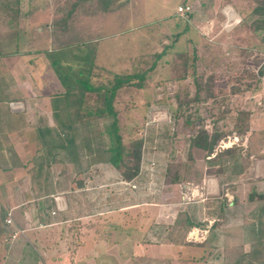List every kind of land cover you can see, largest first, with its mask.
Segmentation results:
<instances>
[{"label":"rangeland","instance_id":"rangeland-1","mask_svg":"<svg viewBox=\"0 0 264 264\" xmlns=\"http://www.w3.org/2000/svg\"><path fill=\"white\" fill-rule=\"evenodd\" d=\"M112 1L108 9L114 1L116 6L121 4V0ZM132 1L140 2L136 7V10L139 8V17L135 18L138 26L133 29L127 22L118 34L105 36L107 31L103 29L102 16L98 13H107L110 9L99 8L101 0H48L49 39L44 38V41L49 43L50 53L71 46L63 49L61 58L73 67L72 72L67 67L62 68L63 75L69 76V84L73 86L68 99L69 107L60 103L57 109L54 108L55 98L65 94L66 89L49 59L47 122L50 129L43 139L44 144L41 140L43 149L40 145L37 150L34 148L30 151L23 147L20 153H7L6 158L3 157L8 165H33V173L29 175L34 177L33 184L21 182L12 187L15 196L8 203L12 207L20 206L17 209L19 212L28 207V212L35 215L38 204L46 203L37 199L42 194L67 196L71 212L61 218L55 217L56 226L42 229L40 224L47 219L38 217L40 220H36L33 217V223L29 220L30 225L41 228L29 233L28 239L39 252L45 251L42 264H63L64 261H68V264H123L131 259L135 262L137 258L133 257L141 256L136 254V245H179L183 242L187 245V233L191 227H197L200 231L194 232L196 239L187 247H196L195 244L201 246L198 249L184 248L182 251L193 252L194 258L198 259L209 257L210 261L212 259L209 264H217L215 260L223 256H233L232 249H223L218 243L221 234L205 232V227L214 220L216 224H222L217 221L221 219V209L224 223L232 227L236 207H231L226 199L224 211L219 197L228 193L233 196L238 192L237 185L247 183L245 166L252 160L256 144L264 148L262 56L256 54L251 57L245 53L244 47L246 44L250 47L261 45L264 35H261L260 41L257 40L248 27L249 17L235 1L232 4L243 23L232 31L224 32L222 41L216 44L202 40L203 35L198 29L183 35L186 23L183 18L178 19L177 30L174 27L170 29L167 19L174 16L179 0ZM74 5L76 13L66 30L61 22ZM89 15H97L98 18L97 29L91 34L90 30L87 32L89 25L81 21V17ZM161 17H167L165 24L159 22ZM142 21L147 24L143 25ZM257 22L259 28L264 27V19ZM187 38H191L192 43L189 44ZM233 38L238 46L232 44ZM84 44H89V47L84 50V46L80 50ZM32 45L41 47V41L33 43L32 40ZM160 54L163 55L159 58ZM87 58L89 62L84 61ZM192 63H196L197 67L194 73L190 68ZM81 71L83 74L77 75ZM127 74L145 76L141 86L124 85L114 100L119 134L126 146H130L134 140L143 142V185L140 191L127 184L121 185L125 179H119L120 173L108 161L112 154L110 149L115 146L114 139L108 133L113 117L104 115L90 118L79 111L78 103L82 89L76 82L79 77L88 78L94 86L111 87L116 75ZM133 82L138 84L139 81ZM102 94L86 93L83 108L95 110L103 107ZM254 113H260L253 115L254 123L259 124L255 129H258L256 131L260 136L253 144V135L249 134L250 148L244 154L243 149L237 147L232 155L208 161L205 152L191 147V139L203 129L211 134H221L223 140L244 135L248 129L247 120ZM66 138H73L74 143L69 144ZM235 158L242 162V174L246 171L242 182L237 185L231 184L229 179L233 171L231 165H226L225 169L219 167L221 160L232 163ZM153 161L156 166L151 169ZM41 165L44 173H47V166L49 169V182L47 180L45 185L42 184L43 175L36 169ZM224 172L226 179L218 177ZM208 176L219 182L206 195L202 181ZM82 179L87 180V186L86 190L80 191ZM145 182L148 183L147 188L144 187ZM187 183L192 184L186 187ZM3 187L6 190V186ZM213 187L216 189L213 190ZM49 196L46 208L52 210L54 202ZM94 207L99 211L104 209L108 217L104 214L93 219L76 220L80 213H93ZM122 208L126 210L120 211ZM246 216L247 213L245 221L248 220ZM65 219L67 221H63ZM16 220L18 225L25 226L23 219L17 216ZM227 235L233 238V234L227 232ZM207 238L210 240L206 241ZM26 239L22 237L20 240L27 242ZM43 242L45 247L42 246ZM143 249L148 251V247ZM11 264L41 263L22 260Z\"/></svg>","mask_w":264,"mask_h":264},{"label":"crops","instance_id":"crops-1","mask_svg":"<svg viewBox=\"0 0 264 264\" xmlns=\"http://www.w3.org/2000/svg\"><path fill=\"white\" fill-rule=\"evenodd\" d=\"M234 1L239 9L244 11L247 17H249L248 27L253 35L257 36V40L260 41L261 35H264V27L259 28L257 26V21L264 19V0H179L174 16L169 19H167V17H161L159 22L165 24L168 20L170 29L174 27V29L176 28L177 30L179 27V24H177L178 19H186L183 35L190 31L193 33L195 29H198L199 32L201 31V36L203 35L202 40L216 44L218 41H222V35L225 32L221 31V24L224 20L222 14L223 8L230 6L235 14L242 18L234 9V5L232 4ZM135 2L132 0H121V4L116 6L117 3L114 1L109 8L110 11L107 13H103L102 11V13H98L102 16L100 19L101 25L103 29L107 31L104 34L105 36L107 34H111L112 36L118 34L127 22L133 29L135 26H138V22L135 18L139 17V8L136 10V7H139L140 2ZM186 5L193 8V13L189 14L187 17H181L178 13V8ZM213 13L215 14L214 16ZM48 17V0H0V264H11L13 261L21 262L22 260L23 262L32 261L42 264L41 260L44 259L43 254L45 255V251H42V253L39 252L34 246L35 244L31 243L28 239L29 233H33L35 230L41 228L46 229L51 226H56L57 223L54 222L55 217L59 216V218H61L71 212V208L67 202V196L56 197L52 194L50 196L46 193L42 194L37 199L44 200L47 203L49 196L53 198L54 207L50 210L46 208V203L43 202L42 204H38L35 215L28 212V207H24V209L19 212L17 209L20 206L12 207L10 203H8L10 199L15 196L12 188L13 185L20 184L21 182L30 185L33 184L34 177L29 176L33 173V165L31 166V163H24L22 164L23 167L13 165L15 163H10V165H8L4 163L3 157L5 156L6 158L7 153H20L19 151L23 147H26L28 151H30L34 148L37 150L40 145L42 150L43 145L41 140L43 141L50 129L49 122H47L50 100L47 65L49 64V53L51 51L48 46L49 43L44 41V38L49 39V36H47L50 27ZM81 19V21H84L85 25L86 23L89 25L87 32L90 30L89 33L91 34L96 31L98 26L97 15L83 16ZM120 24L122 28L114 27ZM142 24L145 25L147 23L142 21ZM238 26L234 27L232 30L236 29ZM92 27L95 28L92 30ZM79 31H81V28H79ZM177 39L178 36L176 35L175 40ZM32 40L33 43H37V41L40 40L41 47L32 45ZM231 41L232 44L237 45L234 38ZM187 42L189 44L192 43L191 38H187ZM260 43L261 45H254L251 47L247 44L244 45V47H246L245 53L251 55V57L256 54L262 56L264 40L263 42L261 40ZM83 47L84 50H86L89 44H84L80 50L83 49ZM34 50H36V52H34ZM193 58L195 59L196 55ZM195 65L196 63H192L190 66L193 73L197 70ZM34 106L37 108L34 109ZM253 115L257 116L260 115V113H254L251 116ZM255 116L247 120L248 129L245 130L246 133L244 135L232 137L233 139L238 138V140L232 148L229 147L230 149L241 147V149H243V154L247 152L248 147L250 148L249 134L251 136L253 135L254 144L257 140L256 138L260 136L256 131L258 129H255L256 126L259 125L254 123ZM262 126H264V119ZM207 132L211 134L210 131L207 130ZM255 147L254 153L251 156L253 161L251 160L249 165L245 166V170L248 174V181L246 184L237 185L240 181L242 182L243 176L246 175V171L242 174L243 166L238 158H235L232 163H226L221 160L222 165L220 164L219 166L223 169H225L226 165L232 166H230V168H233V171L231 172L232 175L229 174V179L232 181L231 184L237 185L238 192L233 196H230L228 193L224 196L220 195L219 197L220 205L223 207L224 211L226 199L230 202L229 204L231 207H236L233 214L234 219L232 227L224 223L225 218H223L224 213L222 209L220 210L221 219H217V221H221L222 224H216L214 220L209 221L210 225H206L205 227V232L208 231L211 234L216 231L221 234V237H219L221 240H219L218 243L223 249L230 248L233 250L232 258L223 256L221 259L215 260L217 264H264V148H260L257 144ZM223 151L224 150L221 151L217 148L212 156L206 159L208 161L218 159L219 157L216 158L217 152ZM237 151L239 152L240 150ZM256 153H258L257 156H255ZM24 165H27V167H24ZM36 169L43 175L42 184H47V180L49 182L48 166L46 168L47 173H44L43 165L38 166ZM217 173L221 172L218 171ZM223 175H225V172L218 177L224 178ZM142 176L143 170L141 174L133 180V182L139 186L138 191L141 190V185H143ZM119 179H122V177L120 176ZM217 182L219 181L212 176H208L202 181L205 185L206 195L212 192V186H218ZM147 184L148 183L145 182V188L148 187ZM191 184L192 183H187L186 187ZM4 185L6 186V190L5 187H3ZM79 185L81 186L79 189L80 191L86 190L87 180L82 179ZM215 189L216 188L213 187V190ZM138 191L131 192L136 193ZM243 191H245L244 194ZM97 210L98 209L94 207L93 213H80L76 220L80 221L84 218L93 219L92 217L105 214L104 209H102L103 211ZM124 210H126V208L120 209V211ZM8 213L12 214L14 225H8L6 223ZM53 213L56 214L54 215ZM246 213V217H248L247 221H245ZM106 215L107 214L104 216L108 217ZM17 216L26 222L25 226L18 225L16 220ZM33 217H35L36 220L43 218L47 220L40 224L41 228L34 227L29 224V220L33 223ZM38 217L40 219H38ZM63 221L67 220L65 219ZM198 229L197 227H191L187 234L189 235L192 231H200ZM17 230H22L23 233H19L16 238L11 237V233ZM227 232L233 234L232 239L227 235ZM22 237H27V242L21 241L20 239H22ZM208 240H210V238H207L206 241ZM37 243L40 244V242ZM183 243L179 245L175 243L144 246L136 245L137 252H135L136 254H141V256L133 257L137 258L134 259L135 262L131 259L129 262L126 261L123 264H209V262L212 261V259L210 261L209 257L203 259L202 256L198 259L194 258L195 254L193 252L182 251L184 248L198 249L201 245L195 244L196 247H194V245L187 247L188 245H192L190 243L194 242L189 241L187 245ZM42 246L45 247L44 242ZM144 247H148V251H145L143 249ZM139 248L141 252H139ZM143 252L148 254L143 255ZM63 257L65 258L66 256L64 255ZM215 261L213 260V262ZM65 263L68 264V261H64L63 264Z\"/></svg>","mask_w":264,"mask_h":264},{"label":"trees","instance_id":"trees-1","mask_svg":"<svg viewBox=\"0 0 264 264\" xmlns=\"http://www.w3.org/2000/svg\"><path fill=\"white\" fill-rule=\"evenodd\" d=\"M83 1H93V0H83ZM103 2V3H101ZM99 8L104 7V10H107L110 4V0H101ZM75 5L70 8V11L67 13L66 17L62 20V28H66L67 24L72 20L73 15L76 13ZM55 31V30H54ZM53 31V32H54ZM71 48L70 47H61L52 53H49V59H51V66L57 72V76L60 79L61 83L66 89L65 94L58 96L54 100V108L57 109L60 106V103L64 104L66 108L69 107L68 99L69 94L73 91V86L69 84V76L63 75L62 68L67 67L72 72L73 67H70L69 63L62 61V57L64 55V50ZM163 54H160L159 58ZM89 58L84 61L89 62ZM83 72H78L77 75H82ZM261 74L264 75V68L261 71ZM144 74H127V75H116L114 78V82L111 87L106 86H94L88 78H78L76 82L82 87L81 89V98L79 99V111H83L85 115L88 117H99L101 118L104 115H108L113 117V121L108 129V133L110 137L114 139L113 148L110 149L112 152L108 161L115 167V169L120 173L121 177L127 181H132L137 178L141 172V161L143 156V142L142 140H134L131 142L130 146H126L123 141L122 136L119 134L118 128V120H117V112L114 107V100L116 98V93L121 89L124 85H136L141 86L142 81L144 79ZM134 80H138V84L134 83ZM86 93H99L103 96V107L93 109H88L84 107V97ZM69 144L74 143L73 138H66ZM223 139H221V134L208 133L205 129L200 130L193 138L191 139V147L201 150L206 153V158L211 157L212 154L218 148V145ZM61 147V146H60ZM64 147V146H62ZM232 148V147H231ZM234 149H226L223 152H217L216 158H221L225 155H232ZM218 158V159H219Z\"/></svg>","mask_w":264,"mask_h":264},{"label":"built area","instance_id":"built-area-1","mask_svg":"<svg viewBox=\"0 0 264 264\" xmlns=\"http://www.w3.org/2000/svg\"><path fill=\"white\" fill-rule=\"evenodd\" d=\"M178 13L181 17H187L189 14L193 13V8L191 6H188V5L180 6L178 8ZM222 14L224 16V20L221 24V31L228 32V31L232 30L234 27H236L242 23V18H240L238 15H236L230 6L224 7L222 10ZM211 29H212V26H211ZM260 68H264V49H263V53H262V62H261ZM261 80L264 84V75L261 77ZM237 140H238V138L233 139L232 137H228V138L222 140L220 142V144L218 145V150L222 151V150H225L229 147L234 146V144ZM155 166H156V163H155V161H153L151 163V169ZM141 172H142V170H141ZM141 172H140V174H141ZM124 184L130 185V187H132L133 189H137V190L139 189L138 184H135L133 182V180L132 181H127V180L121 181V185H124ZM53 214L55 215L56 213H53ZM6 223L8 225H14V221H13V217H12L11 213L7 214ZM19 233H23V231L17 230L15 232L11 233V237L16 238V236ZM195 239H196V236H195L194 232L190 233L188 238H187V240L190 242L195 241Z\"/></svg>","mask_w":264,"mask_h":264}]
</instances>
